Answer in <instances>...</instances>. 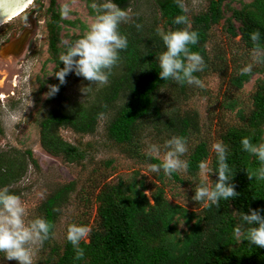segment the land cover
Returning a JSON list of instances; mask_svg holds the SVG:
<instances>
[{
    "label": "trees",
    "instance_id": "obj_1",
    "mask_svg": "<svg viewBox=\"0 0 264 264\" xmlns=\"http://www.w3.org/2000/svg\"><path fill=\"white\" fill-rule=\"evenodd\" d=\"M130 1L114 0L124 9ZM155 1L162 11L163 20L166 19L164 31L184 27L172 23L175 16L186 15L176 0ZM225 1L209 0L206 10L196 15L194 25L190 26L191 30L199 33L198 43L190 47L203 56L204 72H214L217 66L218 57L215 60L210 55L208 41L211 29L223 17L222 5ZM235 17L242 21V40L248 46L253 48L250 33L256 29L260 30V43L264 44V0L246 3L241 10L235 11ZM154 18L152 22L144 23L143 18L138 17L133 24L120 27L121 33L128 38V48L120 53L121 58L113 69L124 65L126 71L118 73L117 70V74L111 75L109 83L94 93L89 104L74 101L64 106L62 102L60 110L49 111L41 120L42 147L50 155L62 157L67 162H81L85 152L80 145L64 140L58 128L67 126L79 133H93L97 130L100 118L114 110L107 123V134L116 143L127 145L137 142L147 128L157 131L158 142L162 145L164 140L173 135L185 137L189 161L186 172L190 174L197 173L198 163L205 159L209 161L210 167L215 168L216 156L211 144L223 142L229 153L228 163L233 176L231 183L239 195L221 200L219 207L205 205L191 233L176 243L173 222L177 214L183 213L180 204L165 200L159 189L152 191L154 203L151 204L145 193L146 186L139 187L134 180L126 182L121 179L118 184L107 183L103 196L109 200V205L102 213V228L90 235V242H80L84 257L75 260V249L67 241L61 248H54L58 254L54 264H264V248L248 243L245 234L249 226L242 220L243 213L250 214V209L264 208V176L260 175L264 163L255 155L245 152L241 145L243 137L250 138L254 144L264 141V131L262 128L256 131L229 129L218 124L214 130L210 128L204 131L200 116L197 113L191 115L182 109L181 103L184 96L188 95L190 85L164 81L159 77L156 57L165 47L157 31L160 19ZM137 24L142 27L137 29ZM52 26L53 32L58 30L56 23ZM231 30L236 35L234 29ZM54 40L53 48L56 46ZM59 67H63V63L59 64L58 60L55 71ZM251 73L242 75L240 70L234 72L230 85L241 89L250 80ZM70 75L66 77V83ZM195 75L201 79L203 72ZM66 83L60 87L61 95ZM254 101L255 108L251 111L249 121L250 125L257 127L264 122V90H257ZM228 106L234 108L233 104ZM27 154L32 157V151ZM19 161L20 166L16 167L15 161L8 162L0 157V188H8L21 177L20 171L25 169L27 162L25 157L19 158ZM151 161L160 162L153 158ZM212 174L214 185L218 177L215 172ZM163 175L161 171L157 177L162 179ZM173 176L180 177L178 173ZM71 186L60 189L44 206V218L51 222L53 228L58 213L56 204L71 190ZM237 227L242 231L239 237L235 235ZM155 242L159 244L155 245Z\"/></svg>",
    "mask_w": 264,
    "mask_h": 264
},
{
    "label": "rangeland",
    "instance_id": "obj_2",
    "mask_svg": "<svg viewBox=\"0 0 264 264\" xmlns=\"http://www.w3.org/2000/svg\"><path fill=\"white\" fill-rule=\"evenodd\" d=\"M251 1L224 2L223 17L211 29L208 41L210 55L215 60L218 57L215 71H202L204 87L190 85L188 95L181 103L184 111L200 116L204 131L210 128L214 130L216 124L229 129L256 131L262 128L264 131V122L254 127L249 121L255 108L254 94L259 89L264 90L263 64L254 65L250 80L241 89L230 85L234 72L252 62V48L242 40V21L235 17V11ZM65 2L70 3L72 12L68 18L61 19L59 7ZM88 3L89 0H36L25 13L0 27V157L8 162L15 161L16 167L20 166L19 158L25 157L27 162L25 169L20 171L21 177L8 189L21 197L28 212L27 219H33L44 217L47 201L55 197L60 189L72 185L71 190L56 204L58 213L52 231L54 234L36 249L34 264H54L58 257L54 248H61L67 242L66 232L70 224L88 226L90 232L81 241L90 242V235L102 228V213L109 205V200L103 196L107 183L118 184L121 179L126 182L134 180L139 187L146 186L145 193L151 204L154 203L151 193L157 189L163 192L165 200L180 204L183 213L177 214L173 222L176 243L191 233L205 206L203 202L192 199L199 183L198 172H178L179 178L163 175L161 179L149 170L152 158L146 155L147 145H162L153 128H147L137 142L127 145L109 138L107 123L114 110L100 118L93 133H79L67 126L58 128L64 140L80 145L85 152L81 162H67L43 149V117L51 110H60L62 102L64 106L74 101L89 104L94 93L107 84H91L71 74L62 95L59 91L55 97L44 96L48 91L47 86L57 83L54 72L65 42L71 43L81 37L93 17ZM183 4L190 26H193L195 16L206 10L209 0H183ZM126 9L131 19L121 26L133 24L138 17L143 18L144 23L152 22L156 17L160 19L157 27L164 31L166 19L163 20L162 11L155 0H131ZM55 23L58 30L53 32L52 24ZM231 28L236 35H233ZM53 39L55 48L52 46ZM26 64L32 65L27 81L23 79ZM117 67L112 69L115 72L111 75L117 74V70L118 73L126 71L124 65ZM87 86H90V91L85 94L81 89ZM228 104H233L234 108L231 109ZM12 115L15 116L14 120L10 118ZM28 151H32V157L27 154ZM182 158L187 159V154ZM213 177L211 173L207 181L210 186ZM158 244L155 242V245ZM0 264L17 262L8 261L0 254Z\"/></svg>",
    "mask_w": 264,
    "mask_h": 264
},
{
    "label": "clouds",
    "instance_id": "obj_3",
    "mask_svg": "<svg viewBox=\"0 0 264 264\" xmlns=\"http://www.w3.org/2000/svg\"><path fill=\"white\" fill-rule=\"evenodd\" d=\"M3 2L4 0H0V5ZM176 3L182 12L187 11L183 0H176ZM88 7L92 10L93 17L81 37L71 43L65 42V48L58 57L59 64L62 62L63 67H59L54 72L59 83L47 86L45 98L55 97L60 87L66 83V77L69 74L82 77L91 84L108 83L113 67L121 58L120 53L128 48V38L121 33L120 26L131 19L129 10L121 8L114 0H89ZM71 12L70 3L65 2L60 5L61 19L68 18ZM172 23L184 25V27L167 31L157 30L165 47V50L156 57L159 77L164 81L171 80L177 84L203 88V81L195 73L203 71L205 61L200 52L192 51L190 47L198 43L199 33L190 29V23L185 14L175 16ZM136 27L140 29L142 25L137 24ZM250 39L253 42L250 52L252 62L240 69L242 75L252 72L256 64H264V44L260 43V30L251 32ZM23 72V79L27 81L32 72V65L26 64ZM81 91L86 94L90 91V86L83 87ZM10 118L14 120L15 116L12 115ZM241 145L245 152L255 155L260 162L264 163V141L254 144L250 138L243 137ZM211 150L216 156V167H210L206 159L198 163L199 183L194 189L192 199L203 202L208 207H219L221 200L235 198L239 193L231 183L233 176L228 163L227 145L216 141L211 144ZM145 152L148 157L160 161L149 165L152 173L159 174L163 171L165 176L171 177L174 173L186 172L189 168V161L182 158L188 152L187 140L183 136L173 135L164 140L163 145L148 144ZM213 172L218 178L214 185L210 186L207 181ZM260 175L264 176V169L260 170ZM251 177L249 174V178ZM262 213L264 208L250 209V214L242 215V220L249 226L245 234L246 240L259 248H264V215ZM27 217L28 212L21 197L9 191L7 187L0 188V254L8 261L15 260L17 264H34L36 249L54 234L52 233L53 225L46 218L38 216L27 219ZM89 232L90 228L86 225L73 223L68 226L66 239L75 249V260L84 257V249L80 247V242L88 236ZM240 232V227H237L235 235L239 237Z\"/></svg>",
    "mask_w": 264,
    "mask_h": 264
},
{
    "label": "water",
    "instance_id": "obj_4",
    "mask_svg": "<svg viewBox=\"0 0 264 264\" xmlns=\"http://www.w3.org/2000/svg\"><path fill=\"white\" fill-rule=\"evenodd\" d=\"M32 0H4L0 5V26L8 20L16 18L30 8ZM35 2V0H33Z\"/></svg>",
    "mask_w": 264,
    "mask_h": 264
},
{
    "label": "bare ground",
    "instance_id": "obj_5",
    "mask_svg": "<svg viewBox=\"0 0 264 264\" xmlns=\"http://www.w3.org/2000/svg\"><path fill=\"white\" fill-rule=\"evenodd\" d=\"M33 3H34V2H33V0H32L31 4H30L29 6H31ZM20 15H21V13H20L18 16H20ZM8 21H9V20H8ZM8 21H7V22H8ZM4 24H5V23H4ZM2 25H3V24H2ZM2 25H1V26H2ZM3 97H5V96H3Z\"/></svg>",
    "mask_w": 264,
    "mask_h": 264
}]
</instances>
